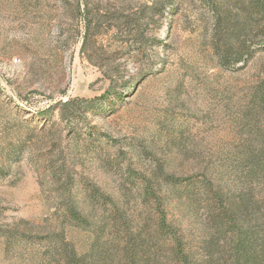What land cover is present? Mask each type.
Here are the masks:
<instances>
[{"label": "rangeland", "instance_id": "374dc122", "mask_svg": "<svg viewBox=\"0 0 264 264\" xmlns=\"http://www.w3.org/2000/svg\"><path fill=\"white\" fill-rule=\"evenodd\" d=\"M158 1L0 0V264L123 251L113 208L134 229L154 227L146 186L196 248L206 211L181 180L207 177L234 199L249 191L234 171L264 153V44L225 66L207 5ZM251 191L260 217L264 182Z\"/></svg>", "mask_w": 264, "mask_h": 264}, {"label": "trees", "instance_id": "16d2710c", "mask_svg": "<svg viewBox=\"0 0 264 264\" xmlns=\"http://www.w3.org/2000/svg\"><path fill=\"white\" fill-rule=\"evenodd\" d=\"M201 1L212 11V48L221 63L232 66L247 62L256 52V47L250 45L264 44V0ZM158 2L163 8L173 3L170 0ZM239 3L237 12H233L230 7ZM93 26V16L86 11L84 47L91 43ZM234 55L237 58L233 59ZM237 164L234 176L240 189L249 188V191L236 199L228 198L207 177L180 182L191 206L203 207L206 211L207 221L201 229L198 247L184 244L183 238L168 222L162 199L154 188L146 186L141 196L150 201L146 205L151 204L148 212L154 227L134 229L128 225L125 208L116 205L112 211L114 225L125 229L130 245L123 251L113 248L101 251L103 247H96V264H264V213L257 216L259 207L251 191L264 182V153L262 156L250 154L245 159H238ZM89 194L96 203H106L99 191ZM158 237L169 242L168 245L154 243ZM64 245L68 246L67 243ZM64 260L66 264H86V256L78 257L75 251H64Z\"/></svg>", "mask_w": 264, "mask_h": 264}]
</instances>
